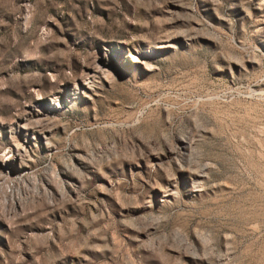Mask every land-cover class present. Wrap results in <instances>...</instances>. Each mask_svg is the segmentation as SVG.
<instances>
[{
  "label": "rangeland",
  "instance_id": "374dc122",
  "mask_svg": "<svg viewBox=\"0 0 264 264\" xmlns=\"http://www.w3.org/2000/svg\"><path fill=\"white\" fill-rule=\"evenodd\" d=\"M0 264H264V0H0Z\"/></svg>",
  "mask_w": 264,
  "mask_h": 264
}]
</instances>
